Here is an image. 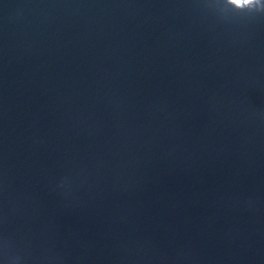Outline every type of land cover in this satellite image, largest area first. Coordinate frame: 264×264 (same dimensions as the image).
I'll list each match as a JSON object with an SVG mask.
<instances>
[{"label":"clouds","instance_id":"9594fccd","mask_svg":"<svg viewBox=\"0 0 264 264\" xmlns=\"http://www.w3.org/2000/svg\"><path fill=\"white\" fill-rule=\"evenodd\" d=\"M246 3L250 7H253V6L259 5L260 4V0H246Z\"/></svg>","mask_w":264,"mask_h":264}]
</instances>
